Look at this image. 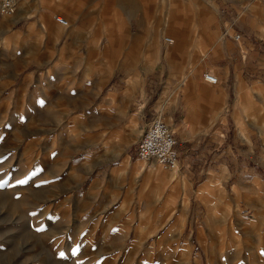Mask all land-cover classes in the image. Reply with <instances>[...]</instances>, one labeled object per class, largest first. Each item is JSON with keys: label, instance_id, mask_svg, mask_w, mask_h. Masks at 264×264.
Wrapping results in <instances>:
<instances>
[{"label": "rangeland", "instance_id": "rangeland-1", "mask_svg": "<svg viewBox=\"0 0 264 264\" xmlns=\"http://www.w3.org/2000/svg\"><path fill=\"white\" fill-rule=\"evenodd\" d=\"M63 1L53 16H73L79 28L56 42L50 30L39 41L31 37L41 30L32 9L19 19V7L12 24L0 15V264H264L259 136L255 152L239 153L235 177L215 188L216 207H179L172 221L151 200H131L133 191L119 199L120 176L113 175L124 159L137 160L141 173L158 163L138 159L134 149L149 120H166L148 113L144 123L137 114L131 119L132 110L127 122L133 131L112 133L127 146L105 140L94 127L104 124L102 113L87 127L88 102L108 88L128 86L135 72L152 82L145 84L152 99L164 93L166 110L171 65L183 57L217 63L202 46L219 45L216 32L239 45L235 70L251 78L248 93H264L255 80L262 74L256 57L264 56V0H222L217 11L215 0ZM166 37L175 38L168 56ZM57 56L69 64L56 65ZM143 87L141 81L135 90ZM141 103L135 102L136 111Z\"/></svg>", "mask_w": 264, "mask_h": 264}, {"label": "crops", "instance_id": "crops-1", "mask_svg": "<svg viewBox=\"0 0 264 264\" xmlns=\"http://www.w3.org/2000/svg\"><path fill=\"white\" fill-rule=\"evenodd\" d=\"M37 2L38 0H22L18 5L16 3L17 8L15 6L17 11L21 5L20 10L24 12L19 19L31 15V9L34 11L35 21L40 25L41 30L36 36L31 35L32 38H37L39 41L43 33L50 30L53 39H49L56 42L64 31L78 30V25L72 24L73 16L68 15L71 19L66 18L67 26L59 24L53 18V10L59 9L63 0ZM221 2L222 0H215L214 4H211L212 9L217 11L218 3ZM259 3L260 8H263L261 2ZM203 14L208 15L206 9L203 10ZM47 20L52 21L51 24ZM169 22L168 13L164 33ZM5 24L9 25V23ZM173 29L178 34L180 29ZM261 31L264 36V28H261ZM14 34L20 36L17 31ZM219 35L216 32L219 45H212L207 41L202 44L206 49L209 48L208 56L218 61L217 63L210 61L202 63L201 60L183 57L171 65L172 72L165 78L168 85L165 93L168 97L165 103L166 110L161 111L160 104V97L164 93L157 91L155 98L152 99V93L145 86V84L151 85L152 82L144 83L145 81L141 80L137 72L128 80L129 87L108 88L99 100L96 101L94 98L88 102L87 111L90 120L87 127L90 128L93 123H96L97 113H102L104 124H98V127L95 124L94 127L99 128L103 138L110 142L117 140L119 143H126L127 146L126 139L124 140L119 134L116 137L112 133L114 129L120 132L133 131V126L127 122L128 113L132 110L131 119L136 116L135 114L139 115L143 121L148 119L146 118L148 113L152 114L151 116H161L175 134V146L179 153L175 169L154 163L148 165L141 173L142 170L139 168L141 165L137 160L129 162L130 159L129 163H126L124 159L119 165H114V177L120 176L115 179L121 193L118 196L119 199L127 197L124 192L133 191L131 200L146 203L149 199L160 209L159 214L171 217V220L175 221L179 207L195 205L216 207L215 188H221L225 180L235 177V160L238 159L240 152L243 155L255 152L253 151L255 135L259 136L258 139L261 142L259 144L264 150V93L254 90L250 91L251 94L248 93L247 87L251 85V78L245 75L243 70L241 72L235 70V55L240 54V47L234 39L224 36L219 38ZM164 44L167 47L166 55L168 56L170 54L168 45L174 44ZM160 45L163 47L162 43ZM45 48L47 50L49 47ZM55 48V55H57L58 47ZM86 48H91L88 42H86ZM52 50L49 52L52 55H48L51 59L56 57ZM256 58L262 74L255 80L264 87V56L259 55ZM58 59L56 65L58 63L62 65L63 60L67 61L63 56ZM67 62L69 64V61ZM204 71L214 73L217 77L216 82L210 83L205 80L202 76ZM179 76L182 78L178 85L176 78ZM103 81L101 80L100 83ZM141 81L143 89L135 90ZM166 88L164 86L163 90L165 91ZM250 96L252 98H249ZM136 101H143L137 111L134 106ZM253 131L256 134H253ZM247 175L255 174L248 172ZM231 187L235 189V179ZM140 190L143 193L139 192ZM150 191L152 194L149 195Z\"/></svg>", "mask_w": 264, "mask_h": 264}, {"label": "built area", "instance_id": "built-area-1", "mask_svg": "<svg viewBox=\"0 0 264 264\" xmlns=\"http://www.w3.org/2000/svg\"><path fill=\"white\" fill-rule=\"evenodd\" d=\"M19 0H0V15H12L16 3ZM54 18L61 24H66L62 15L55 14ZM171 41L170 37H166ZM203 78L210 82H215L217 77L209 71L202 74ZM176 138L168 124L160 118L154 117L149 120L140 134L136 144L135 156L142 161L156 160L158 163L171 169L177 167L178 150L176 148Z\"/></svg>", "mask_w": 264, "mask_h": 264}, {"label": "bare ground", "instance_id": "bare-ground-1", "mask_svg": "<svg viewBox=\"0 0 264 264\" xmlns=\"http://www.w3.org/2000/svg\"><path fill=\"white\" fill-rule=\"evenodd\" d=\"M20 1H22V0H20ZM20 1H18L17 2V5H18V3L20 2ZM17 5H16V8H17ZM20 8H21V6H20ZM20 8H19V11H18V15L19 14H24V12L22 11V10H20ZM15 12H16V9H15ZM4 16H10V15H4ZM3 16V17H4ZM17 18V15H14L13 17H10V18H4V20L6 21V22H9V23H13L14 21H15V19ZM65 18V17H64ZM65 20H66V24H61L60 22H58L59 24H61V25H63V26H67V23H68V21H67V19L65 18ZM171 38V37H170ZM166 41H167V43L168 44H172V43H174V40H173V38H171V41H168L167 39H166ZM208 82H210V81H208ZM216 82V81H215ZM210 83H214V82H210Z\"/></svg>", "mask_w": 264, "mask_h": 264}]
</instances>
